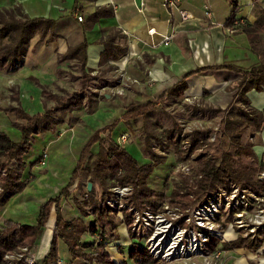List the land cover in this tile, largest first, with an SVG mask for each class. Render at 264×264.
I'll return each instance as SVG.
<instances>
[{
	"label": "trees",
	"instance_id": "16d2710c",
	"mask_svg": "<svg viewBox=\"0 0 264 264\" xmlns=\"http://www.w3.org/2000/svg\"><path fill=\"white\" fill-rule=\"evenodd\" d=\"M231 3L233 12L227 24H231L237 18L240 10L238 0H232ZM255 13L257 16L256 23L254 25L247 23L243 31L249 36L252 48L259 52L264 43V10L258 9ZM103 17H106V14L99 10L90 17L89 22H97ZM36 38L38 43H49L57 38L55 22L44 18L31 19L24 13L20 5L0 9V69H10L20 64ZM114 39H116V34L111 37V41ZM105 45L108 49V42ZM85 48L86 46H81L70 50L64 59H78L84 66ZM125 52L124 49L123 53ZM118 59L115 57L114 60ZM230 68L242 77L237 86L238 105L232 107L233 109L231 108L224 124V134L234 149L233 154L223 152L218 161L204 155L197 160L198 175L194 184L193 182H184L170 188L165 181L163 190L156 192L149 186V179L153 171L166 162L167 157L152 149V138L148 136L145 140L144 154L150 160L147 164L139 163L129 151L114 139L112 134L121 122L129 123L139 118H148L160 111L161 106L167 101H177L184 98L187 90V78L206 69L189 73L165 91L156 102H149L142 106L131 104L120 119L96 131L85 145L70 183L57 197L48 200L41 207L35 225H22L12 220L0 223V264H28L23 258L13 262L7 261L6 256L24 255V249L33 250L43 236L53 211L56 214V222L49 252L44 258L43 264L56 262L54 259L58 258V242L60 240L67 244L71 256L75 260H81L84 264H117L111 259L106 249L112 242L119 239L117 229L120 224H126L129 233L133 236L134 219L132 211L125 209L123 211L124 221H118L116 219L118 212L107 205V200L112 196L110 186L115 185V183L120 186L131 187V195L126 203L128 207L139 212L157 211L166 201V191L168 190L172 198L175 199L172 202H180L182 207L202 200L206 201L207 197L220 189L230 188L232 184L264 197V181L258 177L264 173V164L258 162L253 151V144L243 142L247 130L255 133L264 131V111L252 108L246 97L249 91L253 89L261 91L264 88V62L249 71L236 67ZM82 79L80 91L74 92L68 98H59L49 94L48 91H43V96L55 102L53 107H45L44 113L30 115L20 107L4 110L6 114H12L23 124H15L21 133L18 142L14 141L7 133L0 131L1 206H4L14 196L23 193L31 182V179H23V171L26 167L24 158L32 150L35 137L53 131L60 124L55 119L56 115L70 113L83 105L84 94L92 80L90 72H86ZM209 111L220 113L222 110L210 109ZM179 134L180 129L176 128L167 130L163 134L168 141L167 148L175 149L176 164L189 161L199 149L209 144L206 133L194 131L190 136L189 146L183 147ZM161 144L166 145L165 143ZM95 145H98L99 150L89 167L87 166L88 160L91 158L92 148ZM244 159H249V162L245 163ZM85 175H89L91 182L96 183L101 189L97 199L95 198V191L85 193L89 203L95 207L96 220L90 225H87L83 219H74L68 222L63 218L61 211L62 200L69 197L70 189L78 179ZM78 207L83 215L87 216L80 204ZM86 233H89L93 238L91 242H83V235ZM263 242L264 230L259 232L258 238L255 240L241 236L224 244L215 241L210 246L214 252L237 249L256 252L259 251ZM121 264L160 263L149 255L146 248L135 245L128 255V260Z\"/></svg>",
	"mask_w": 264,
	"mask_h": 264
},
{
	"label": "crops",
	"instance_id": "0c3cea01",
	"mask_svg": "<svg viewBox=\"0 0 264 264\" xmlns=\"http://www.w3.org/2000/svg\"><path fill=\"white\" fill-rule=\"evenodd\" d=\"M231 1L179 0L180 9L187 11L192 16L189 20L182 21L178 11L165 7V0H0V9L20 5L24 13L31 19L44 18L55 22L57 38L49 43H38L37 38L33 40L38 44L35 53L39 55L36 56L35 53L29 52L21 62V72L34 73L22 83L21 100L24 102L26 99V102L30 103L33 96L34 102L41 103L43 91L47 90L44 86L46 80L51 82L48 68L51 70V67L59 66L60 63L74 62L79 64L81 81L86 72H90L91 77L98 74L115 73L122 76V79L108 81L111 82L112 87L105 86V88L115 91L123 84L127 85V82L131 83L130 86L134 84L128 88L130 91L127 92V95L130 94L129 99L136 105L146 100L150 102L158 100L165 91L178 83L185 75L206 69L187 78V90L184 98L191 101L203 100L213 108L226 110L237 102V86L242 79L241 75L230 67L249 71L264 62V43L259 52L255 51L243 28L231 30L227 24L233 12ZM238 2L240 10L237 19L254 25L257 21L255 11L264 10V0H238ZM206 7L211 8V19H208L205 14ZM99 10L104 11L106 17L97 22H89L90 17ZM78 16H82L84 21L79 22ZM150 30H154V34H150ZM173 33L175 37L172 42L167 46L162 44L163 37ZM115 34L116 39L111 41V37ZM107 42L108 49L105 45ZM81 46H86L84 66L78 59H64L70 50ZM30 49L32 50V47ZM124 49L125 53H123ZM47 51L50 52L48 56L42 55ZM115 57L119 59L114 60ZM11 69H0V71L8 72ZM105 96L108 103L99 102L96 111L93 110L82 117L83 126L73 125L71 128L62 126L64 129L61 130H57V126L53 131L36 136L35 140L45 135H52L53 139L49 145H56L64 152H69L71 148L66 141L69 136L75 133L76 148H79L74 160L78 164L85 145L94 134L89 129L92 121L90 119L84 121L86 116L97 114V119L94 121L97 125L94 127L98 131L111 125L125 113H123V109L121 111L116 107L117 100H109L110 95L106 94ZM246 97L252 108L264 111V88L261 91L253 89L246 94ZM98 123H102V126ZM66 125L69 126V124ZM127 126V122H121L112 134L114 139ZM20 138L21 133L18 140L14 141L18 142ZM252 139L253 151L258 162L264 164V131L254 132ZM79 149H81L80 154ZM98 150V145L92 148L91 158L94 159ZM50 173V171H46L49 177ZM23 179L29 178L25 179L23 175ZM80 179L70 189L69 197L62 200L61 211L63 218L68 222L74 219H83L87 225H90L96 220L94 212L88 214L85 211L87 216H84L78 207L79 199L73 195V192L78 189ZM62 190L58 191L55 197ZM52 198L44 200L41 207ZM81 207L85 210L82 205ZM5 213H7L6 210ZM117 216L118 221H124L123 213H117ZM6 220L20 223L11 216ZM55 222L56 214L53 211L43 236L32 252L38 258V264H43L44 258L49 252ZM48 227L50 232L47 230ZM117 231L120 240L112 242L106 251L115 263L121 264L127 261L128 253H124L126 252L125 246L132 243L133 236L135 239L141 240V238L135 235L131 236L124 223L119 225ZM89 240H93L91 235L84 234L83 242L86 243ZM135 245L132 243V246ZM227 253L237 260L239 258L250 259L253 254L245 249L227 251ZM54 260L56 262L52 264H84L81 260H75L71 256L67 244L62 240L58 242V258ZM238 261V264H246L242 259Z\"/></svg>",
	"mask_w": 264,
	"mask_h": 264
},
{
	"label": "rangeland",
	"instance_id": "374dc122",
	"mask_svg": "<svg viewBox=\"0 0 264 264\" xmlns=\"http://www.w3.org/2000/svg\"><path fill=\"white\" fill-rule=\"evenodd\" d=\"M37 45V43L33 42V44L31 45L32 50L29 49L24 57L29 52H37ZM49 54L50 52L47 51L42 55L48 56ZM35 55L37 56L39 54L35 53ZM20 65L21 63L14 66L8 72L0 71V131L7 133L13 140H18L20 136L19 130L17 129V127H15V124H23V122L17 120L12 114H6L4 112L5 109L20 107L30 114H36L44 112V107L51 108L55 105L54 102H52L45 96H43L41 103L38 101L34 102L33 96L30 103H27L26 99L24 100V102L21 100L22 83L34 73L32 74V72H21ZM48 70L50 71L51 82H48L46 80L44 86L46 87V91H48L49 94L56 95L59 98H68L74 92L80 91L82 82L80 80L81 75L79 64L74 62H63L60 63L59 66L51 67V70L50 68H48ZM46 77L48 78V76ZM112 79L118 81L122 79V76L115 73H110L109 75L98 74L97 76H93L89 84V88L84 94V104L82 105V107H80L78 110H75L70 115H56L55 119L58 120L60 124H62L58 125L57 130L68 127L71 128L73 125L83 126L81 120L82 117L92 112L93 110L96 111L99 102L108 103L105 96L106 94L110 95L109 100L115 99L118 101L116 107L121 109V111L123 109V113L126 111L129 105L134 104L132 103V100L129 99L130 94L127 95V92L130 91L128 88H131L132 86H134V84L130 86L131 83L127 82V85L123 84L119 89L113 91L110 88H105V86L112 87L111 82H108ZM102 88L105 89L103 90ZM156 101L157 100H154V102ZM146 102L149 103L150 101L146 100L143 103H140L139 106L146 105ZM236 105H238L237 102L230 108L222 110L220 113H215L209 110L216 108L211 107L203 100L191 101L187 98H182L177 101L169 100L161 106L160 111L152 114L150 117L139 118L133 122L127 123L128 126L117 137L115 136V140L119 145L128 150L141 164H147L150 162V160L144 154L145 140L148 136L152 138V149L156 153L165 155L167 157L166 162L156 168L149 179V186L154 191L160 192L161 190H163L165 181H167V184L170 186V188L175 187L176 184H183L184 182H193L194 184L198 175L197 160L200 157L206 155L212 160L218 161L220 160L221 154L223 152H228L231 154L234 153V149L230 141L224 134V124L226 117H228L229 111ZM96 115L97 114H95L94 116H86V118L84 119V121L89 119L92 121L89 125L91 133H95L97 129L94 127L97 125L94 122L97 119ZM66 124H69V126H67ZM98 124L102 126V123ZM175 128L180 129L179 137L182 140L181 144L183 145V147L189 146V139L194 131H202L206 133V135L208 136L209 144L199 149L189 161L178 162L176 164L175 161H177V157L175 154V149L167 148L168 141L164 138L163 135L165 131L174 130ZM253 133V131L247 130L244 135L243 142L253 144ZM122 135H128V139L126 140V142L120 143L119 139ZM52 137V135H45L34 141L32 150L26 155V167L23 171L25 179H31V182L29 183L30 185L26 189V191L14 196L4 206L0 205L1 224L11 216L15 217V219H17L21 224L34 225L37 222L42 202H44V200H47V198L49 199L55 197L58 191L60 192L70 182L72 173L77 164V161L74 160V156L77 154V150L79 148H76V134L73 133L68 137L66 141L67 145H70L71 148L69 152H64V150L59 149L58 147H56V145L50 146L49 143L53 139ZM161 143H165L166 145L163 146ZM80 152L81 149H79V154ZM44 154H47L48 158H46V164L42 166L39 162ZM92 161L93 158H89L87 166L90 167ZM244 162L248 163L249 159H244ZM184 169L186 170L184 171ZM47 170L51 172L50 177L46 174ZM88 183H92L90 180V176L85 175L78 182L79 188L75 192H73V195L79 199L78 202L85 208V211L88 214H91L95 212V207H93L89 203L88 197L85 194L88 192ZM117 186L119 187L120 185L115 183V185L110 186L112 195L114 194ZM92 191L96 192L95 198L97 199L101 192V189L96 183H93ZM1 193L2 188L0 187V195ZM166 193L167 198L164 203L169 204V208L165 209L166 212H163L165 216H162V222L172 223L174 227H178L180 226L179 224H182L185 229L194 231L196 229V215H198L197 209L201 204L205 203V201L202 200L187 207H182L180 202H172L173 200L175 201V199L172 198L169 190L166 191ZM129 197L130 196L128 195L122 199H117V203L115 202L113 204L112 201H116V199H113V196H111V198L107 200V205L110 208L114 206V208L112 209L117 212L121 210L124 211L125 208L128 207L126 202ZM163 204L158 210L161 209ZM227 205L228 204L226 203V201H223V206L217 209L215 218L212 221L208 220L209 224L210 222L212 224L217 223V225L215 224V228L223 232L222 238L224 243L231 242L241 236L251 240L257 239L259 232L264 230V228L260 227L257 230L258 234H253L250 231L254 226L253 222L255 220L254 218L256 216V213H258L257 208L254 207V205H250L247 208L249 217L253 218L250 219L248 216L246 217V219L243 218L244 220L242 221H244L245 227L238 230V225L236 226L234 222L240 219L235 218L234 220V216L232 214L228 215L225 213L227 212ZM5 210L7 211V213H5ZM123 211L121 212V214L123 213ZM208 212L211 213L210 211ZM117 217L116 219L118 220ZM164 217H167V219H165ZM136 229L137 231H134L133 235L140 237L143 241L133 238L132 243L138 245L139 247L146 248L148 246L147 238L151 236L150 228L141 227ZM47 230L48 232H50L49 227ZM256 234L257 236H254ZM188 235L189 237H191L192 233L189 232ZM119 240L120 235L119 239L116 241ZM215 241H217V239L214 240V242ZM88 242L91 241L89 240ZM132 243L125 246L126 252L124 253H128L127 260L128 255L133 247ZM205 245L206 249L205 247H203V250L200 253L195 256L189 257L188 259L186 258L174 261L176 259L172 258L173 261L170 260L167 263L160 264H238V260L240 259L244 260L246 264H264V242L261 244L259 251L252 252L253 254L251 258L247 260H245L244 258H239L237 260V258H234V256H232L231 254L228 255L227 251H225V256L217 259L216 255L214 254L215 252L211 250V244ZM31 252H33V250H31ZM16 255L17 254L13 255V258H10L11 262L15 261L14 259L17 258Z\"/></svg>",
	"mask_w": 264,
	"mask_h": 264
},
{
	"label": "built area",
	"instance_id": "2783aa9c",
	"mask_svg": "<svg viewBox=\"0 0 264 264\" xmlns=\"http://www.w3.org/2000/svg\"><path fill=\"white\" fill-rule=\"evenodd\" d=\"M165 7L178 11L182 21H187L192 18V16L189 15L187 11L180 9L179 0H165ZM205 14L208 19L212 18V11L210 7L205 8ZM83 20L84 19L82 16H78L79 22H83ZM228 25L231 27V30H234L244 28L247 25V22L238 20L236 18L231 24ZM149 33L154 34V30H150ZM174 37V33L164 36L162 44L166 46L169 45ZM127 139L128 135H122L119 140L121 143L126 142ZM46 158H48V155L44 154L40 159V165L44 166L46 164ZM185 170L186 169H184V171ZM259 179L264 181V173L259 176ZM128 195H131V188L129 186H117L114 194L112 195L113 199H116V201H112L113 204L115 202L117 203V199H122ZM223 201H226L228 204L227 212L225 213L228 215L232 214L234 216V220L235 218L240 219L234 222L236 226L238 225V230L245 227L244 221L242 220L246 219L247 216L249 217L247 208L250 205H254L258 212L254 218V226L250 230L251 233L255 234L260 227L264 228V197L258 196L251 191L242 189L236 184H232L228 189L218 190L215 194L209 196L205 203L199 206L200 208L198 207V211L196 210L198 214L196 215V229L194 231L185 229L182 224H179L181 227H174L172 223L162 222L161 218L162 216H165L163 212H166L165 209L169 208V204L167 203H164L161 209L157 212H152L149 210L139 212L133 210L130 207L125 209H129L133 213V233L134 231H137L136 228H150L151 236L147 238L148 246L146 247L149 255L159 263H167L168 261L172 260V258H175L176 260L174 261H177L195 256L203 250V247L206 249L205 244H213L214 240L216 239L217 241L219 240L220 244H224L222 238L223 232L215 228L217 223H215V225L211 222L209 224L208 222V220L212 221L215 218L217 209L223 206ZM112 208H114V206ZM122 211L123 210L118 212L121 213ZM164 218L167 219V217ZM249 218L252 219L253 217ZM162 227H165V236H163V233H161ZM189 232L192 233L191 237L188 235ZM257 234L254 236H257ZM24 253V255L17 254V258L14 260L23 258L28 264H38V258L36 255H33L31 251L24 249ZM225 253L226 252L223 250H217L214 254L216 255L217 259H220L225 256ZM11 257L13 258V255H7L6 260L11 261Z\"/></svg>",
	"mask_w": 264,
	"mask_h": 264
},
{
	"label": "water",
	"instance_id": "95a60500",
	"mask_svg": "<svg viewBox=\"0 0 264 264\" xmlns=\"http://www.w3.org/2000/svg\"><path fill=\"white\" fill-rule=\"evenodd\" d=\"M92 188H93V184L92 183H88V186H87L88 192H91Z\"/></svg>",
	"mask_w": 264,
	"mask_h": 264
},
{
	"label": "bare ground",
	"instance_id": "6f19581e",
	"mask_svg": "<svg viewBox=\"0 0 264 264\" xmlns=\"http://www.w3.org/2000/svg\"><path fill=\"white\" fill-rule=\"evenodd\" d=\"M165 227H162L161 228V233H163V236H165L166 235V231H165V229H164ZM165 232V233H164Z\"/></svg>",
	"mask_w": 264,
	"mask_h": 264
}]
</instances>
